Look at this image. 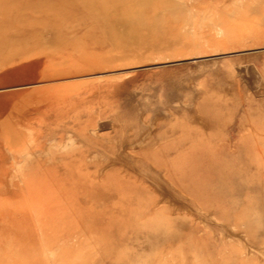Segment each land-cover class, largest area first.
I'll return each instance as SVG.
<instances>
[{"label": "rangeland", "instance_id": "rangeland-1", "mask_svg": "<svg viewBox=\"0 0 264 264\" xmlns=\"http://www.w3.org/2000/svg\"><path fill=\"white\" fill-rule=\"evenodd\" d=\"M0 264H264V0H0Z\"/></svg>", "mask_w": 264, "mask_h": 264}]
</instances>
